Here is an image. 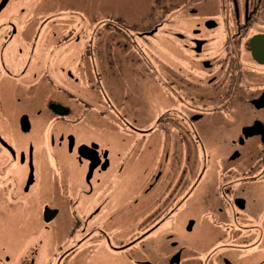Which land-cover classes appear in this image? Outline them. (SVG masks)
I'll list each match as a JSON object with an SVG mask.
<instances>
[{
    "label": "flooded vegetation",
    "instance_id": "obj_1",
    "mask_svg": "<svg viewBox=\"0 0 264 264\" xmlns=\"http://www.w3.org/2000/svg\"><path fill=\"white\" fill-rule=\"evenodd\" d=\"M113 1L0 0V264H264V0Z\"/></svg>",
    "mask_w": 264,
    "mask_h": 264
},
{
    "label": "rangeland",
    "instance_id": "obj_2",
    "mask_svg": "<svg viewBox=\"0 0 264 264\" xmlns=\"http://www.w3.org/2000/svg\"><path fill=\"white\" fill-rule=\"evenodd\" d=\"M115 6L118 4L117 7L120 9V13H126L129 14L134 11H139L146 9V0H114L113 1ZM114 6V7H115ZM137 13V12H135ZM155 17V23L159 22L161 20L160 16H154ZM163 28L157 31L155 34V37L152 40L153 44L155 45V48L157 49V53H155L158 57L156 59V70L159 73V80L161 82V85L163 84V80L165 79V76L167 74V68H166V63L167 61L165 60L164 57V43H165V37H164V32ZM140 44V55H139V62H135L134 65H137L138 69H141V72H143L144 76H149V68L151 67V64L149 61L150 59L152 60V50H150L148 45L146 46L142 42L139 41ZM136 60V61H138ZM155 60H152V62ZM148 74V75H147ZM147 79V78H146ZM161 85H158L160 93L162 94H168L166 92V89L162 87ZM166 86V85H165ZM120 96H117V99H119ZM167 101H164L162 104L165 108ZM217 131L216 127L213 125L210 126V128L207 130V134L210 135H215L214 133ZM0 227H1V233H0V247L2 246H12L13 244L19 245L23 243L24 236L28 230L29 227V221H25L24 219L19 218V216L15 215H10L7 217V220L4 222H0ZM23 227V228H22Z\"/></svg>",
    "mask_w": 264,
    "mask_h": 264
},
{
    "label": "water",
    "instance_id": "obj_3",
    "mask_svg": "<svg viewBox=\"0 0 264 264\" xmlns=\"http://www.w3.org/2000/svg\"><path fill=\"white\" fill-rule=\"evenodd\" d=\"M262 40H263L262 42H264V38H262Z\"/></svg>",
    "mask_w": 264,
    "mask_h": 264
}]
</instances>
